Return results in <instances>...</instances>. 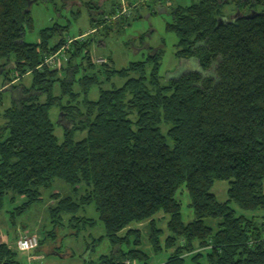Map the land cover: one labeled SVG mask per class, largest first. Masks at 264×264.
Instances as JSON below:
<instances>
[{"label":"trees","instance_id":"trees-1","mask_svg":"<svg viewBox=\"0 0 264 264\" xmlns=\"http://www.w3.org/2000/svg\"><path fill=\"white\" fill-rule=\"evenodd\" d=\"M48 1L54 0H0L3 86L31 76L29 88L20 81L12 86L19 95L0 114V211L6 196L23 197L19 212L27 210L58 180L73 188L74 199L52 195L53 226L65 222L62 215L70 217L69 226L91 221L75 215L92 204L103 226L100 240L110 252L88 264H148L162 251L168 252L162 264H264V223L251 216L264 211V0H188L177 6L165 30L177 37L176 59L193 61L196 68L162 81L157 50L125 69H102L126 80L99 89L94 101L87 93L101 70L78 81L79 93L72 92L70 79L80 56L96 69L90 38L58 34L51 44L57 30L47 28L38 43L23 41L25 29L32 28L31 5ZM89 4L88 10L98 9ZM230 4L236 17L219 24ZM250 13L255 15L244 18ZM122 17L115 23L126 22ZM68 40L73 41L61 77L60 69L43 61ZM7 64L13 67L4 70ZM53 107L68 123L60 142L49 119ZM216 182L227 183L223 202L212 192ZM77 186L85 188L78 199ZM183 191L192 213L188 223L177 199ZM144 224L147 251L138 228ZM0 264H20L4 243Z\"/></svg>","mask_w":264,"mask_h":264},{"label":"rangeland","instance_id":"rangeland-1","mask_svg":"<svg viewBox=\"0 0 264 264\" xmlns=\"http://www.w3.org/2000/svg\"><path fill=\"white\" fill-rule=\"evenodd\" d=\"M132 1V0H131ZM134 1V0H133ZM226 1V0H221ZM92 7L96 4L97 8L88 10L87 3ZM145 5L140 3L128 5L127 0H54L48 2H37L30 7V17L32 19V28L25 29L23 41L28 44L38 43L40 32L44 29L55 28L57 33L51 40L54 44L61 34L63 38H74L82 34V37L77 39L86 40L90 38L91 45L89 47V57L95 65V70L86 67L85 60L81 61V56L74 60L76 70L72 73L71 81L72 92H80L79 80L84 76L92 75L97 70H101L96 74L97 84L89 88L87 99L94 101L98 97V90L118 88L123 85L126 79L117 76L106 75L104 69L109 71H117L125 69L129 64L145 61L155 51H161V59L159 62V76L164 81L171 76H179L188 71H193L196 67L193 61L184 62L176 59L175 53L178 50L176 47L177 37L174 33L165 30L166 23L171 22L170 11L177 6H187L188 0H149ZM125 6L127 13L123 15L126 22L120 25L115 23L116 14ZM134 5V6H133ZM118 7V10L117 8ZM135 8V9H134ZM102 14H99L100 12ZM113 13V14H112ZM237 13L235 6L232 4L225 5L223 8V17L219 20L228 22L232 16ZM91 18L97 19L99 24L91 23ZM106 19L105 24L102 20ZM117 20V19H116ZM97 27V31L91 28ZM70 45L59 49V60L55 61L53 55L45 57L44 62L53 60L52 69H60V76L65 75L64 68L66 64V49ZM55 55V54H54ZM101 60L104 62L101 63ZM98 61L100 63H98ZM3 63L0 62V65ZM106 64L107 68L102 67ZM46 65V64H44ZM10 66V67H9ZM11 64H7L4 70L12 68ZM103 69V70H102ZM62 70V71H61ZM148 70V68H147ZM12 74H10L11 76ZM14 76V75H12ZM129 77H136L131 74ZM13 78V77H12ZM20 85L29 88L31 85V76L26 75L21 78ZM18 81H12L10 84L3 86L4 78L0 75V114L9 108L12 104L13 95H19V88L12 90V86L18 85ZM3 86V87H2ZM58 95L57 92L54 93ZM57 107H53L49 111V119L54 125V135L60 142L64 128L68 123L60 116ZM3 126V120L0 118V127ZM85 136V132L76 133L74 140L78 141ZM264 188V183H263ZM226 182H216L213 185L212 192L219 202L226 200ZM85 188L77 186V198L83 194ZM53 194H58L60 198L70 197L74 199L73 188L58 180H54L50 188L42 190L40 193V201L33 204L27 210L19 212L22 204L25 202L23 198L15 197V200H10V196H6L3 201V207L0 211V243L9 244L10 247L17 253V260L20 264H88L98 262L102 255L109 254L110 246L103 239V226L98 220L94 205H90L79 211L75 217L91 220L93 223L78 220L76 224L68 225V216L64 217V223L59 221L56 227L53 226L48 213V207L55 204L52 199ZM177 199L181 204V215L184 223L192 220V213L188 209V198L185 191L177 194ZM237 213H244L234 205L231 206ZM256 216L258 221L264 223V211L257 212L251 216ZM73 226V227H72ZM138 228L142 231L144 251L148 250V245L145 243L146 225H140ZM31 233L37 236L39 246L38 250L34 249L27 253L18 252L15 248V235H21L24 232ZM168 256V252L162 251L158 255H151L148 264H162Z\"/></svg>","mask_w":264,"mask_h":264},{"label":"built area","instance_id":"built-area-1","mask_svg":"<svg viewBox=\"0 0 264 264\" xmlns=\"http://www.w3.org/2000/svg\"><path fill=\"white\" fill-rule=\"evenodd\" d=\"M144 1L146 0H136L135 4L137 3H143ZM125 14H128L127 13V9L125 6H122L121 9L118 11V13L116 14V18H118L120 15H125ZM73 40H68L67 43H71ZM60 53V52H59ZM58 53V55H59ZM56 56V53L55 55H53V59L55 61H58L59 59V56ZM104 61L101 60V63H103ZM98 63H100L98 61ZM44 64H46L45 66H48L49 68L50 67H53L54 63H53V60L51 59L50 62H44ZM43 64V65H44ZM38 246V238L37 236L35 235H28V236H25V235H18L16 240H15V248L18 252H21V253H27V252H30L34 249H36Z\"/></svg>","mask_w":264,"mask_h":264},{"label":"water","instance_id":"water-1","mask_svg":"<svg viewBox=\"0 0 264 264\" xmlns=\"http://www.w3.org/2000/svg\"><path fill=\"white\" fill-rule=\"evenodd\" d=\"M31 5V3H28V6H30ZM236 15H237V13H235V15L228 21V22H224V21H220V20H218V23L219 24H225V23H230L231 22V20H233L235 17H236ZM255 14L254 13H250V14H248V15H246V16H244V18H251V17H253Z\"/></svg>","mask_w":264,"mask_h":264},{"label":"crops","instance_id":"crops-1","mask_svg":"<svg viewBox=\"0 0 264 264\" xmlns=\"http://www.w3.org/2000/svg\"><path fill=\"white\" fill-rule=\"evenodd\" d=\"M10 67V66H9ZM19 198H23V197H19ZM24 199V198H23ZM13 200H15V197H14V199ZM21 235H25V236H28V235H32L31 233H27L26 231L24 232V233H22ZM16 235H15V240H16ZM1 244V243H0ZM4 244H6V243H4ZM9 247H10V245L9 244H7ZM11 248V247H10ZM12 249V248H11ZM37 250H38V247L36 248Z\"/></svg>","mask_w":264,"mask_h":264}]
</instances>
